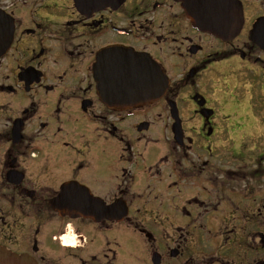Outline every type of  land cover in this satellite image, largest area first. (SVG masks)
<instances>
[{
    "label": "flooded vegetation",
    "instance_id": "1",
    "mask_svg": "<svg viewBox=\"0 0 264 264\" xmlns=\"http://www.w3.org/2000/svg\"><path fill=\"white\" fill-rule=\"evenodd\" d=\"M217 3L0 0V264H264V0Z\"/></svg>",
    "mask_w": 264,
    "mask_h": 264
},
{
    "label": "water",
    "instance_id": "2",
    "mask_svg": "<svg viewBox=\"0 0 264 264\" xmlns=\"http://www.w3.org/2000/svg\"><path fill=\"white\" fill-rule=\"evenodd\" d=\"M202 1V2H200ZM205 5L204 10L200 12H192L191 15L194 18L196 24H201L203 28H206L207 31L215 33L217 30V21L219 16L226 15V9H223V13L220 11H215L216 6L218 5L217 0H192V6ZM144 95V94H143ZM16 264H36L33 259L29 257H15Z\"/></svg>",
    "mask_w": 264,
    "mask_h": 264
},
{
    "label": "snow or ice",
    "instance_id": "3",
    "mask_svg": "<svg viewBox=\"0 0 264 264\" xmlns=\"http://www.w3.org/2000/svg\"><path fill=\"white\" fill-rule=\"evenodd\" d=\"M69 194H71V193H69Z\"/></svg>",
    "mask_w": 264,
    "mask_h": 264
}]
</instances>
